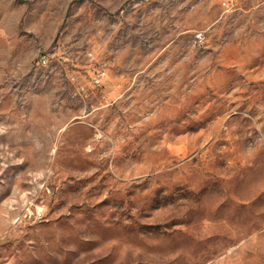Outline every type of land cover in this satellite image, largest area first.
<instances>
[{"label": "rangeland", "instance_id": "obj_1", "mask_svg": "<svg viewBox=\"0 0 264 264\" xmlns=\"http://www.w3.org/2000/svg\"><path fill=\"white\" fill-rule=\"evenodd\" d=\"M0 264H264V0H0Z\"/></svg>", "mask_w": 264, "mask_h": 264}, {"label": "built area", "instance_id": "obj_2", "mask_svg": "<svg viewBox=\"0 0 264 264\" xmlns=\"http://www.w3.org/2000/svg\"><path fill=\"white\" fill-rule=\"evenodd\" d=\"M47 61H48L47 55L42 54L39 57V60L37 62L38 66L39 67L45 66ZM106 76H107V72H106L105 68L100 67L95 71L94 75L91 77L92 83L94 84V86H100L102 84L103 80L106 78Z\"/></svg>", "mask_w": 264, "mask_h": 264}]
</instances>
